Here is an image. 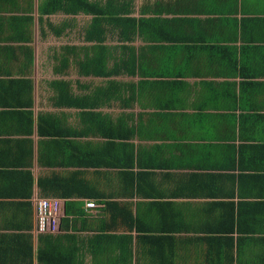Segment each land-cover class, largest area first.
I'll use <instances>...</instances> for the list:
<instances>
[{
    "label": "crops",
    "instance_id": "1",
    "mask_svg": "<svg viewBox=\"0 0 264 264\" xmlns=\"http://www.w3.org/2000/svg\"><path fill=\"white\" fill-rule=\"evenodd\" d=\"M25 1L0 0V262L43 264L50 237L71 264H264V0H124L152 73L93 109L124 122L111 155L86 109L54 104L35 40L11 39ZM52 117L82 133L53 135ZM105 157L125 172L86 164ZM56 173L73 195L39 183ZM39 198L60 200L51 232Z\"/></svg>",
    "mask_w": 264,
    "mask_h": 264
},
{
    "label": "trees",
    "instance_id": "2",
    "mask_svg": "<svg viewBox=\"0 0 264 264\" xmlns=\"http://www.w3.org/2000/svg\"><path fill=\"white\" fill-rule=\"evenodd\" d=\"M38 20L41 22L44 15H51L56 12H62L67 15H76L83 13L91 15V21L88 25L84 39L92 44L88 48V51L84 54L83 59L78 61V72L83 76H97V77H111L122 74L127 75H140L151 74L152 71L142 69L141 54L136 53V48L131 44L135 40V33L141 32V21L134 17L128 16L126 12V6L124 0H105L103 3L93 0H40L37 5ZM21 22V36L11 37V39H19L21 41L29 40L28 26L33 20V15L30 11L23 13L20 17H15ZM51 26V25H50ZM107 26H111L117 34V40L120 43L116 45L120 48V53L113 55L110 46L104 44L106 38ZM63 31V27H53L55 35H60ZM155 41L156 38L154 39ZM112 58L111 66L108 65V60ZM31 59V57H30ZM67 65V58L62 59V66ZM29 83L27 79H21ZM17 81V80H16ZM56 91L54 104L56 106H70L79 107L86 110L81 111L82 120L85 121V128L87 132H100L102 136L107 138L105 144L108 146L102 150V153L110 154V146L123 142L127 138L126 128L123 121L117 120L113 122L107 120V118H101L99 112L93 111L100 101H108L113 96L121 99L124 104L125 83L110 79L108 84L104 87H97L94 92L86 93L83 96H74L70 91L68 81L55 79L50 83ZM102 99V100H101ZM103 101V102H104ZM100 116V117H99ZM47 121V120H45ZM53 129V135H60L62 131H66L65 134L77 135L78 131L62 130L59 120L52 117L50 124ZM41 132H43L41 130ZM51 133V132H49ZM130 136V135H129ZM119 158L116 161L111 159H93L87 161V166L100 167V166H115L123 170L125 168L124 163H119ZM123 168V169H122ZM122 172H125L124 170ZM132 173V172H130ZM62 175L53 174L45 179L40 178L39 183L45 188L44 184L50 185L52 192H57L61 195H73L72 192L58 191L62 190L61 184H63ZM64 190V189H63ZM92 193V191L87 190ZM76 193V192H75ZM90 193V194H91ZM50 237H46V242L43 247L37 250V259L43 264H71V260L68 257H72L70 252L63 250V247L57 243L52 242ZM0 264H6L0 262Z\"/></svg>",
    "mask_w": 264,
    "mask_h": 264
},
{
    "label": "rangeland",
    "instance_id": "3",
    "mask_svg": "<svg viewBox=\"0 0 264 264\" xmlns=\"http://www.w3.org/2000/svg\"><path fill=\"white\" fill-rule=\"evenodd\" d=\"M40 0H26L23 12H33V6L36 9ZM103 3L105 0H93ZM36 14V13H35ZM29 23L28 44L34 43L38 49L40 65L42 64V76L49 80H65L69 81V88L76 94L92 93L97 87H104L108 84V79L122 81L125 76H111L108 78L99 79L94 76H82L79 74L78 61L83 59L84 54L92 44L84 39L85 31L90 24L91 15L78 13L76 15H67L62 12H56L51 15H44L42 21ZM34 18V16H33ZM35 25V26H34ZM51 25V26H50ZM53 27H63L60 35H55ZM106 38L104 44L113 47H118L120 43L117 40V34L111 26H107ZM35 30V39L33 33ZM137 43V42H136ZM113 55L120 53V48L112 50ZM67 58V65L62 66V59ZM113 59L108 60V65L111 66ZM79 81V86L75 83ZM80 85H85L81 87ZM120 103H118L119 105Z\"/></svg>",
    "mask_w": 264,
    "mask_h": 264
},
{
    "label": "built area",
    "instance_id": "4",
    "mask_svg": "<svg viewBox=\"0 0 264 264\" xmlns=\"http://www.w3.org/2000/svg\"><path fill=\"white\" fill-rule=\"evenodd\" d=\"M87 208L96 206L94 200L86 202ZM60 210V200L56 198H39L36 202V230L38 233L53 231L57 226L56 217Z\"/></svg>",
    "mask_w": 264,
    "mask_h": 264
}]
</instances>
